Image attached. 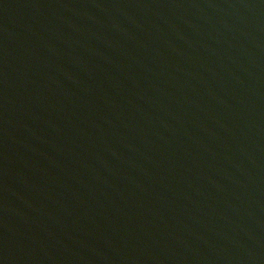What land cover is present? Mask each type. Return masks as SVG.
Returning <instances> with one entry per match:
<instances>
[{"label":"water","instance_id":"1","mask_svg":"<svg viewBox=\"0 0 264 264\" xmlns=\"http://www.w3.org/2000/svg\"><path fill=\"white\" fill-rule=\"evenodd\" d=\"M0 264H264V0H0Z\"/></svg>","mask_w":264,"mask_h":264}]
</instances>
